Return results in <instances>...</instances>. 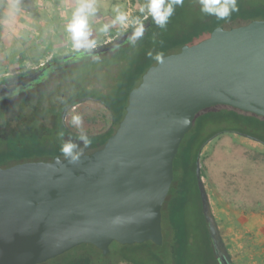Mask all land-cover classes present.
<instances>
[{
	"label": "water",
	"instance_id": "1",
	"mask_svg": "<svg viewBox=\"0 0 264 264\" xmlns=\"http://www.w3.org/2000/svg\"><path fill=\"white\" fill-rule=\"evenodd\" d=\"M151 23V17L144 20L145 31ZM132 30L1 81L0 96L27 88L58 60L111 53ZM215 106L264 118V20L220 27L210 38L163 57L131 91L125 116L102 149L76 161L56 157L0 166V264H43L82 245L104 256L113 243L162 245L176 157L197 115ZM197 179L221 263L233 264L200 157Z\"/></svg>",
	"mask_w": 264,
	"mask_h": 264
},
{
	"label": "rangeland",
	"instance_id": "2",
	"mask_svg": "<svg viewBox=\"0 0 264 264\" xmlns=\"http://www.w3.org/2000/svg\"><path fill=\"white\" fill-rule=\"evenodd\" d=\"M21 2L23 10L14 23L6 25L2 21L0 82L14 80L29 70L41 67L50 60L71 55L76 51L72 47L65 26L79 0H21ZM95 2L98 11L96 16L89 18V26L92 32L90 39L96 40V46H98L132 30L130 25L123 28L116 25L108 33L98 31L102 24L110 23L114 18V6L119 5L121 10L129 14L130 18H134L141 16L139 9L146 0H95ZM187 3L190 11L183 16L186 22L195 16L196 18L203 17L197 0H187ZM191 20L194 21V19ZM112 55L113 53H108L83 57L79 59V63L67 64V66L69 65L66 67L67 72L52 73L48 80L38 84L34 89L1 101L0 112H5L6 117L4 121L0 122V138L5 139V143H8L9 138H13L16 142L20 139L25 142L30 133L44 132L45 136L49 133L57 134L61 122L72 133L80 134L70 124L71 114H79L82 117L83 128L87 135L107 131L111 127L112 118L108 106L101 98L113 95L117 86H124L128 81L125 73L129 68L128 60L118 62L106 59ZM73 91L74 95H78L82 100L86 98L87 101L78 103L75 107L68 109L67 113H64L63 107L59 108V102L50 99V96L62 99L63 105L67 106ZM200 163L201 167L204 165L207 168L208 176H203V181L214 215L222 208L230 211L231 205L246 211L255 210V208H259L257 201H264L263 196L250 197L253 191L243 186L244 181L234 178H232L234 181L231 178L220 180L215 172L222 165L231 167L233 170H240V166L243 165L246 168L251 167L264 179L263 144L236 134L221 135L203 147L200 152ZM174 169L176 173L174 182L163 208L164 243L156 245L147 242L144 246H137V248L125 251L129 257L131 256L130 259L137 258L135 261L137 264H175L176 253L173 240L175 233L173 227L168 223L167 217L171 207L170 200L178 197V161L175 163ZM260 184L264 187V180ZM259 194L264 195V191H260ZM188 198V206L180 208L178 212V224L184 226L186 234H188L186 264L191 263L190 256H193V264H201L203 259L201 258L200 261V254L205 247V225H209V222L204 214L201 195L193 180L190 182ZM173 204L174 202H172ZM255 247L260 251L264 245ZM91 249L79 246L66 253L69 254L66 258L81 255ZM123 254L124 250L120 244L113 243L106 256L101 251H97L94 261L98 264H133L124 260ZM245 261L244 264H246ZM211 262L209 260V264H213Z\"/></svg>",
	"mask_w": 264,
	"mask_h": 264
},
{
	"label": "trees",
	"instance_id": "3",
	"mask_svg": "<svg viewBox=\"0 0 264 264\" xmlns=\"http://www.w3.org/2000/svg\"><path fill=\"white\" fill-rule=\"evenodd\" d=\"M6 2L7 0H0V42L3 28L2 21H4L3 5ZM237 3L239 11L233 13L227 20H218L215 17L205 15H202L203 17L201 18H196L194 15L195 18H191L194 19V21L190 19L186 22L183 16L186 12L190 11V8L187 6V0H184L182 7H176L166 28L161 29L152 21L150 27L145 31L143 38L134 43L129 40L126 44L113 50V52H111L113 53L111 57L106 58L104 56L106 59H113L118 62L128 60L129 68L125 73L128 81L124 86H117L114 89L113 95L107 97L108 99L101 98L104 99L106 106H108L112 118L111 127L105 132L88 135L91 139L90 145L86 147L84 142L77 138L80 134L72 133L65 124L61 122L58 132L62 131L64 133L62 139L57 134L49 133V135L45 136L44 132L37 134L30 133V135L26 137L25 142H23L22 139L17 141H22L20 144L13 140V138H9L8 143H5V139L0 138V166L10 167L15 164L29 161H52L56 157L64 159L65 157L60 152V146L64 142L76 144L77 147L74 151L80 153V156L102 149L109 137L116 132V128L124 118L131 91L139 86L143 75L159 62L149 57L147 55L148 52L151 51L153 56L157 53H161L163 58L181 52L184 46H192L210 38L211 34L220 27L229 30L248 25L255 20H264V0H237ZM70 63H76V61L70 59L58 60L57 65L51 67L50 71L52 73L57 71L65 73L67 69L64 66ZM44 95L48 98L51 97L50 99L52 101H60V99L53 98V96L49 97L47 94ZM73 97L80 99L78 95H74ZM5 115V112H0V122L5 120ZM234 134L264 145V118L229 106L208 108L197 115L192 130L186 135L181 144L175 160V163L177 161L179 163V174L178 177L176 176L179 181V187L177 189L178 197L170 200L171 207L167 217L168 223L173 227L175 233L173 239L176 253L175 264H186L188 234H186L184 226L178 224L177 215L180 208H185L189 204L188 192L192 180L195 181L196 187L199 190L197 160L200 157V152L203 147L214 138L221 135ZM239 169L240 170H233L231 167L222 165V167L216 169L215 172L220 180H228L229 178L233 180L232 178H234L244 181L243 186L253 191L250 197H264L263 194H259L260 191H264V187L260 184V182L264 180L262 178L263 176L256 173L251 167L246 168L242 165ZM202 175L204 177L208 176L207 168L204 165L202 166ZM171 201L174 202L173 205ZM257 205L258 207H264V201H257ZM213 233L210 224L205 225V247L200 254V261L201 258L203 259L201 264H209V260L212 261L213 264H222L221 257L213 240ZM146 244L147 242L134 245H120L122 250H124L122 258L133 264L136 263L135 261L137 258L130 259L131 256L129 257L125 251ZM82 247H89L92 249L81 255H71L72 257L70 258H66L69 254H64L43 264H98L94 261V258L97 256L96 252L100 250L92 245H82ZM192 258L193 256H190V264H193Z\"/></svg>",
	"mask_w": 264,
	"mask_h": 264
},
{
	"label": "clouds",
	"instance_id": "4",
	"mask_svg": "<svg viewBox=\"0 0 264 264\" xmlns=\"http://www.w3.org/2000/svg\"><path fill=\"white\" fill-rule=\"evenodd\" d=\"M200 12L209 17H215L218 20H227L235 12L239 11L237 0H197ZM184 0H146L140 7L141 16L130 18L126 11L121 10L119 5L113 7L114 18L110 23H105L100 26V33H108L116 25L121 28L126 26L132 27V34L129 37L131 42H135L143 38L145 33L144 19L151 17L153 23L161 28H166L169 19L173 16L176 7H182ZM23 10L21 0H7L3 5V20L6 25L14 23L17 16ZM97 6L95 0H79L77 6L71 13V18L65 26L66 33L69 34L73 49L79 52L81 49L90 50L96 47V40L90 39L92 32L89 26V18L97 15ZM156 61L162 60V54L157 53L153 56L150 51L147 54ZM98 59V57H96ZM20 89L17 87L16 94H19ZM3 99V97H0ZM70 124L80 135L77 137L84 142L87 147L91 144V139L83 128V120L79 114H71ZM57 135L63 138L64 133L58 132ZM77 147L72 142H64L60 146V152L67 159L76 161L80 157V153L74 151Z\"/></svg>",
	"mask_w": 264,
	"mask_h": 264
},
{
	"label": "crops",
	"instance_id": "5",
	"mask_svg": "<svg viewBox=\"0 0 264 264\" xmlns=\"http://www.w3.org/2000/svg\"><path fill=\"white\" fill-rule=\"evenodd\" d=\"M214 216L233 264H264V248L255 247L264 245L263 206L246 211L231 205L230 211L222 208Z\"/></svg>",
	"mask_w": 264,
	"mask_h": 264
},
{
	"label": "flooded vegetation",
	"instance_id": "6",
	"mask_svg": "<svg viewBox=\"0 0 264 264\" xmlns=\"http://www.w3.org/2000/svg\"><path fill=\"white\" fill-rule=\"evenodd\" d=\"M129 40H127V42H128ZM126 42V43H127ZM125 43V44H126ZM113 52V51H112ZM80 62V60L79 61H76V63H79ZM64 67H67V65H65ZM50 69H48L47 71H46V73H45V75L43 76V77H41L39 80H37V81H35V82H32L27 88H25V89H22L21 87H19V89H20V92H19V94H21V93H24V92H27V91H30V90H32V89H34L38 84H40V83H42L43 81H45V80H48L49 79V77H50V75L52 74V72L50 71ZM53 73H55V72H53ZM72 91V90H71ZM74 94V91H73V93L71 92V94H70V97H69V100L71 101V103L69 102V105H67V106H64L63 105V101H62V99H60V101H59V108L61 109L62 107H63V109L65 110V112L64 113H67V111H68V109H70V108H72V107H75L78 103H81V102H84V101H87V99L85 98V100H82V99H77V98H74L73 95ZM16 95H18V94H16V90L15 91H13V92H11V93H8L7 95H2V96H0V97H3V99H0V102L1 101H3V100H6V99H9V98H11V97H14V96H16ZM68 100V101H69ZM57 108H58V106H57ZM118 128V127H117ZM117 128H116V130H117Z\"/></svg>",
	"mask_w": 264,
	"mask_h": 264
}]
</instances>
